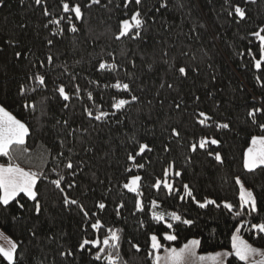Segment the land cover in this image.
<instances>
[{
  "label": "trees",
  "instance_id": "1",
  "mask_svg": "<svg viewBox=\"0 0 264 264\" xmlns=\"http://www.w3.org/2000/svg\"><path fill=\"white\" fill-rule=\"evenodd\" d=\"M65 2L70 7L80 4L83 17L65 13ZM164 3L0 4V105L29 128L25 144L13 147V160L0 155V164L17 163L43 174L36 185L39 213L35 201L23 194L8 205L0 203V230L17 244L15 264H107L103 259L107 253L97 260L95 246L80 249L79 244L103 239L108 228L118 229L121 236L120 248L107 250L118 256V264H153L148 253L153 251L154 233L177 237L162 239L163 248L178 249L198 239L201 254L232 251L231 237L242 223L239 234L264 250V233L251 228L264 222V168L244 167L251 137L264 135L258 127L264 123V112L249 116L253 109H264V60L257 69L260 41L252 35L264 29V0H167V7H162ZM236 6L245 9L244 18L235 13ZM136 10L144 24L117 38L121 21L131 19ZM56 19H61L59 26L50 23ZM72 25L77 31H71ZM103 62L116 68L101 70ZM180 67L188 69L186 76L179 73ZM38 75L45 76L44 85ZM118 80L129 84V90L112 87ZM61 85L70 99L58 92ZM133 95L136 101L131 100ZM119 99L130 103L116 110L112 104ZM100 111L109 115L96 120ZM200 112L212 119L199 124ZM221 123L229 128L217 127ZM204 137L221 143L193 152L191 144ZM145 143L151 151L139 155V145ZM215 152L222 162L215 159ZM130 154L136 156L135 162L128 159ZM69 160L80 165L74 176L66 168ZM132 175L142 177L139 197L123 187ZM60 176L64 180L58 188L52 181ZM237 177L255 193L258 211L248 214L239 209ZM165 179L174 191L163 184L153 187ZM73 181L74 187L68 188ZM185 184L192 196L184 191ZM65 196L83 205V211L65 204ZM137 200L143 209L136 207ZM205 200L216 204L200 207ZM225 202L233 204L231 211ZM99 203L106 208L99 209ZM153 211L164 213L165 220H155ZM170 212L194 223L172 220ZM97 220L101 229L91 228ZM0 264L9 262L0 255ZM226 264L244 262L228 256Z\"/></svg>",
  "mask_w": 264,
  "mask_h": 264
},
{
  "label": "snow or ice",
  "instance_id": "2",
  "mask_svg": "<svg viewBox=\"0 0 264 264\" xmlns=\"http://www.w3.org/2000/svg\"><path fill=\"white\" fill-rule=\"evenodd\" d=\"M37 4L41 3V0H35ZM140 4L141 0H126V4ZM3 3V0H0V4ZM92 3H99V0H92ZM162 7H167V0H165V3L162 5ZM62 9L65 13H74L75 17L77 19H80L83 17V12L81 9L80 4L76 3L74 6L70 7V4L65 2L62 5ZM235 13L239 15V17L244 18L246 16L245 9L236 6L234 9ZM45 15H48L47 10L45 9ZM144 20L142 18V14L139 10H136L131 15V19H124L121 21V27L119 31V36L124 37L128 33L132 32L134 29L140 28L144 24ZM50 23L59 26L61 24V19H56L53 21H50ZM62 31V29H60ZM71 31L75 32L77 31L75 25H72ZM264 29H260L259 31L253 32L252 35L257 37L260 41V55L261 59H257L255 62V67L257 69L261 68L262 60H264ZM136 35H139L137 32ZM49 44H52V40H48ZM17 56H20L21 53L17 52ZM51 57H48L49 62H51ZM99 68L101 70L110 68L115 69V64H107L106 62L100 63ZM179 73L186 76L188 74V69L185 67H180L178 69ZM40 85L45 84V76L38 75L36 77ZM112 87L116 89H124L129 90V84L122 83L119 80L112 85ZM171 87V85H169ZM21 91H25V89H21ZM80 91L79 86H76V92L78 93ZM58 92L60 95L63 96L64 100L70 99L68 93L65 90V87L61 85L58 89ZM89 98H91V93H88ZM138 99L137 96L133 95L131 97L132 101H136ZM197 99H199L197 97ZM130 101L127 99H119L114 104H112V107L116 110H120L124 108L127 104H129ZM67 106V105H65ZM177 108L180 107L179 104L176 105ZM257 111L264 112V109H253L249 112V116L255 117ZM88 116H93L92 111H88ZM109 115L108 112L100 111L98 115H95L96 120H102L106 118ZM200 119L198 120V123L201 125H204L206 121H209L212 119V117L208 116L205 112H200L199 114ZM67 123V121H65ZM217 127L222 129L229 128V124L227 123H221L218 124ZM261 129H264V123H261L258 125ZM173 133L175 136H180V132L176 129H173ZM29 134V128L28 126L22 122L21 120L17 119L12 113L8 112L4 107L0 106V155L6 156L9 158V160H13V147L14 146H23L25 144V138ZM221 141L216 138L209 139L208 137L201 138L197 143L191 144V150L195 152L197 148L200 149H206L208 145H219ZM146 151H151V148L148 144H140L139 145V155L144 154ZM63 155V153H61ZM208 155H213L212 152H209ZM215 159L217 161H223V157L219 152H215ZM129 160H132L135 162L136 156L129 155ZM138 168H143V164L136 165ZM80 165H73L71 160L68 161L66 164V168L73 170L72 175H75V170L79 168ZM244 167L249 171H254L257 168H264V135H254L251 137V145L247 148L244 156ZM170 168H174V163L170 165ZM130 171V170H129ZM176 176L181 175L180 172H174L173 173ZM42 173L34 172L32 170H25L24 168L20 167L17 163L9 162L8 164H0V203L3 205H8L11 201H15L17 197L21 196L23 194L24 196L30 198L32 201H35V211L37 213L40 212L41 206L38 200V193L36 191V185L40 177L42 176ZM165 177L169 175V170H165L164 172ZM64 180L63 176H60L58 179H55L52 181L58 188L61 186L62 181ZM141 180L142 177L139 175H132L130 180L123 185L125 189H127L129 192L135 193L138 197L142 195L140 189H141ZM236 183L239 184V209L241 210H247L248 214H251L253 212L258 211L257 208V197L255 193L251 190H248L245 188L243 182L239 179V177L236 178ZM75 182L69 183L67 185L68 188L74 187ZM161 184L165 188L168 189L169 192L174 191V186L172 183H169L167 179L164 181L157 180L153 187L159 189L161 187ZM184 191L187 193L188 196H192L191 189L188 185H183ZM180 199H184L183 196L180 197ZM194 199V197H193ZM65 204H76L78 207L81 208L83 211V205H79L78 201L71 200L67 196H65L64 199ZM197 203H199L197 201ZM152 207L156 208L157 202L153 200L151 202ZM210 204H216V201L214 200H205L204 203L200 204V207H207ZM219 206V205H217ZM20 207H23L21 204ZM122 207V205H121ZM136 207L139 209H143L144 205L143 202L140 200H137ZM224 207L227 208L229 211L233 209V204L225 202ZM98 208L103 210L106 208V205L104 203H99ZM84 215L87 216L88 213L85 211ZM169 216H171L172 220L175 221H181L182 217L176 212H170L168 213ZM237 216H241V211L236 212ZM152 216L155 220L158 221H164L165 220V214L153 211ZM182 222L184 224L191 225L194 222L189 219H183ZM102 222L97 220L95 223L91 224V228L93 229H101ZM167 227L169 229L172 228V224L168 223ZM244 227V224L242 223L240 225V228L236 229V234H233L231 237V248L233 251H226V252H220V253H214L211 256H199L196 257V249L199 247L201 241L198 239H192L188 243L184 244L180 249H176L175 247L171 248H163V245L161 244V240H167V241H175L177 237L174 234H167L165 233L163 236H158L157 234H152L150 237L151 240V249L153 251H150L148 254L149 256H153V264H161V261H165L166 264H184L187 257L195 258L199 261H205V260H211L213 261V264H226L225 257L226 256H234L239 261L244 262V264H264V250L253 247L251 244H249L247 241L242 239V237L238 234L241 230V228ZM252 229H256L258 233H264V222L256 223L251 225ZM10 247L4 248L0 246V255H2L9 264H15V256H16V250H17V244L15 242L10 241ZM86 245H93L96 248V259L100 260L102 258L101 253H107L105 256H103V259L106 260L107 264H118L119 258L116 254L108 252L107 250L109 248L111 249H119L121 245V236L119 234V230H113L112 228L107 229V234L103 237V239L97 237L93 240L84 239L82 243L79 244L80 249H84ZM103 246V247H101ZM134 247L139 251V246L134 245ZM163 248L165 252V256L162 257L160 255V251ZM62 255H71V253H62ZM259 256L260 259L257 260L256 257Z\"/></svg>",
  "mask_w": 264,
  "mask_h": 264
},
{
  "label": "crops",
  "instance_id": "3",
  "mask_svg": "<svg viewBox=\"0 0 264 264\" xmlns=\"http://www.w3.org/2000/svg\"><path fill=\"white\" fill-rule=\"evenodd\" d=\"M1 106V105H0ZM8 111V110H7ZM9 112V111H8ZM26 139V138H25ZM239 234V233H238ZM240 235V234H239ZM241 236V235H240ZM242 237V236H241ZM242 239H244L243 237H242ZM245 240V239H244ZM246 241V240H245ZM254 247V246H253ZM178 249H180V248H178ZM233 251V250H232ZM220 252H226V251H220ZM220 252H216V253H220ZM212 254H214V253H211V254H201L200 252H199V247L196 249V257H199V256H211ZM160 255L162 256V257H164L165 256V252L163 251L162 253H160ZM225 262L227 261V259H228V256H226L225 258ZM256 259L257 260H259L260 259V257L259 256H257L256 257ZM161 264H166V262L165 261H161ZM184 264H213V261H211V260H205V261H199V260H196L195 258H192V257H187L186 258V260H185V262H184Z\"/></svg>",
  "mask_w": 264,
  "mask_h": 264
},
{
  "label": "rangeland",
  "instance_id": "4",
  "mask_svg": "<svg viewBox=\"0 0 264 264\" xmlns=\"http://www.w3.org/2000/svg\"><path fill=\"white\" fill-rule=\"evenodd\" d=\"M245 188L247 187L245 186ZM247 189L250 190L249 188ZM10 241L15 242L8 235H6L3 231L0 230V246L4 248L10 247V243H9Z\"/></svg>",
  "mask_w": 264,
  "mask_h": 264
}]
</instances>
